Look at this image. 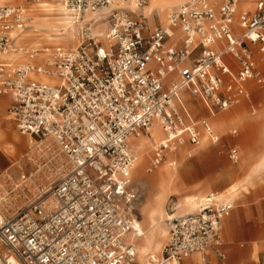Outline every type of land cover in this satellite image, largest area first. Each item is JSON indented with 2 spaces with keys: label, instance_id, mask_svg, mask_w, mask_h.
I'll return each mask as SVG.
<instances>
[{
  "label": "built area",
  "instance_id": "2783aa9c",
  "mask_svg": "<svg viewBox=\"0 0 264 264\" xmlns=\"http://www.w3.org/2000/svg\"><path fill=\"white\" fill-rule=\"evenodd\" d=\"M41 1L0 5V56L24 51L16 39L31 21L28 5ZM219 1L187 0L146 33L142 11L149 0H62L83 22L78 46L30 51L46 54L42 61H0V94L11 98L8 112L19 133L51 139L69 163L57 182L38 186L35 173L21 175L17 187L29 181L37 193L17 214L0 212V264H138L132 238L140 236L134 226L140 195L129 137L150 136L154 123L161 127L152 172L185 137L197 145L203 131L219 141L207 118L188 115L182 91L226 112L249 96L248 83L263 80L264 0L254 12H240L241 0ZM87 13L94 15L85 20ZM99 22L104 36L94 34ZM178 29L181 44H168ZM230 154L235 160L238 149ZM196 204L194 212L179 213L181 203H169L164 263L208 250L225 259L224 220L234 204L214 191L197 196Z\"/></svg>",
  "mask_w": 264,
  "mask_h": 264
},
{
  "label": "rangeland",
  "instance_id": "374dc122",
  "mask_svg": "<svg viewBox=\"0 0 264 264\" xmlns=\"http://www.w3.org/2000/svg\"><path fill=\"white\" fill-rule=\"evenodd\" d=\"M7 1L27 4L26 0H6L5 2ZM5 2H3L2 4H4ZM42 2H48L56 6L61 3V0H43ZM28 6L31 7V21L36 20L33 14V10L35 9L36 4H31ZM171 10H168L164 14V16H161V12L157 10L161 21H166L167 15ZM40 16H43V18L46 19L47 17L53 18V16H56V14H50L47 11H41ZM159 16L157 13H153V20H155L157 23L160 22ZM61 17L62 16L58 17L57 15L56 17H54L55 19H53L60 20L61 22ZM31 21L30 23H32ZM147 23L149 25L148 20ZM160 23L162 24V22ZM31 28L35 27H29L28 25L25 31L28 29L32 30ZM33 38L38 43L42 42L41 44L45 47H52L55 45V43L49 42V40L58 39L60 37L54 32L50 31L48 28L43 27L42 29L39 28L38 31L33 32ZM79 42H81V38ZM11 54H14V52H10L7 55ZM260 87L261 88L258 89L257 93H254L256 111H252L248 107L243 105H236L228 111V113L232 112V115L230 123L226 128L225 123L220 127L218 125L215 126L214 117L217 116V114L212 115L213 113L210 105L211 103L209 104L207 100L199 99L202 98V96H190V99L192 100L191 102H203L205 105L204 108L199 107L195 113L191 111L193 117L196 120L202 117H209V120L213 123L216 131H218L222 136V140L219 144H212L210 141L204 142L201 137L200 144L191 145L189 143H186L181 145L187 146L182 147V152L180 150L181 153L177 156V159L174 157V164L177 167L178 175L180 178L179 184L182 189V195L187 193H194L196 196H202L203 194L212 190L222 191L234 183H238L239 181L241 182L243 179L245 180L246 178H249L250 180L248 173L251 170L252 164L259 163L261 159L264 158V85ZM183 93L184 92H182L180 96L183 100H185ZM6 97L9 98V102L8 104L6 103V105L0 110V129L3 126L12 127L13 130L19 133L15 121H13V119H11L9 116L8 108L11 104L10 97ZM205 108H208L210 114L207 110H205ZM213 109L215 113H219V111L215 107H213ZM7 117L8 119H3L1 121L2 118ZM245 120L250 121V127H243V121ZM153 126H155L154 132H156L157 135L161 134L159 129L156 127L158 126V124L154 123ZM233 128L237 129L236 135H232L231 133V130ZM20 136L28 141V147L26 146L18 150L13 155H8L4 151H0V179L2 180V182H0V212H4L7 215L17 214L19 210L30 203V201L37 193V188L29 181L26 184H22L21 186L17 187V183L21 182V175L27 176L30 173H35L33 179L36 185L39 186V183L42 182H57L60 177L68 171L69 168V163L67 162L65 156L59 153L58 147L51 139L34 137L32 138L28 135L22 134H20ZM132 142L140 146L144 145V143L140 140H132ZM232 144H236L240 149V158L238 162H232L229 158L228 149ZM248 144L253 145V148L255 150H258V153L254 156L251 162L242 165L244 163V156L246 154ZM17 145V142H15L13 139H8L3 144L4 147H16ZM177 151L178 150H176L174 153H176ZM171 156H173V154L169 153L166 160L157 167L158 169H154L153 172L158 171L163 166H168L172 160ZM262 164L263 165H261L257 175L258 177L264 178V162ZM134 180L136 186H139L142 190V197L139 203L136 205L135 209V217L137 221L134 223V225H141L146 227L147 223L145 217L142 215V209L152 186L150 183H148L149 181L144 176L140 179L134 177ZM146 183L150 185V187ZM247 183H249L250 185L251 182H245L246 185ZM246 187L249 188V186ZM255 189L256 187H253V192L251 194H248V201L250 202L259 200L260 198L257 194H255ZM172 197L179 199L178 195H173L168 198L167 202ZM163 219L165 222V217H163ZM166 242L167 238L164 245L166 244ZM161 254H159V257H161Z\"/></svg>",
  "mask_w": 264,
  "mask_h": 264
},
{
  "label": "crops",
  "instance_id": "0c3cea01",
  "mask_svg": "<svg viewBox=\"0 0 264 264\" xmlns=\"http://www.w3.org/2000/svg\"><path fill=\"white\" fill-rule=\"evenodd\" d=\"M11 1H14V0H11ZM211 1L213 3H215L216 5L220 2L219 0H211ZM259 1L260 0H241V2L239 4V11L240 12H243V11L254 12V11H256ZM186 2H187V0L180 1L179 5L174 7V9L185 4ZM61 3H63L62 0H61ZM6 4L7 5H23L24 3L21 4V3H15V2H8L7 1L4 4H0V5H6ZM30 8H29V10H30ZM134 10H132V11L135 12ZM153 13H157L159 16L157 8L153 10V12L151 14V17H152L151 19L146 16L145 12H144V15L142 16V19H144V21L148 27V30L146 31V33H148L149 31H152V30H154L160 26H164L168 21L169 13L167 15V20L165 22L161 21V18L159 16L160 22H162V24L160 22L157 23L155 20H153ZM134 15L136 16V13H134ZM30 16H31V10H30ZM31 19H32V16H31ZM42 19H44V18H42ZM147 20L149 22V25L147 23ZM99 29H101V26L97 28V30H99ZM102 29H104V27H102ZM23 32L24 31L19 32L18 36H20V34ZM181 40H182V32L180 29H178L175 32V36L171 40H169L168 44L180 45ZM18 47H20V46H18ZM12 52H14V51H12ZM228 59H231V58L228 57ZM16 65H18V64H16ZM262 69H263V80L261 82H250V83H248L247 84V90H248L249 96L242 98L236 105H243V106L248 107L252 111H256V102L254 100V93H257L258 89L261 88L260 86L264 85V62L262 63ZM34 77H38V78L42 79L41 76H34ZM182 92L186 93L188 96H192L187 91H182ZM6 96H8V95H1L0 94V99L6 98L7 104H8L9 98ZM192 97H195V96H192ZM198 97H200V96H198ZM199 99L206 100L203 97L199 98ZM10 100H11V98H10ZM190 101H192V100L190 99ZM211 108H212V113H213L212 115L221 113V114L217 115L218 118H216L217 116L214 117L215 126L218 125L220 127V126H222V124L225 123V128H226L228 126V124L230 123L232 112L228 113V111H226V112L215 113L213 111L214 109L212 106H211ZM205 110H207L208 113L210 114L208 108H205ZM186 111L191 118L196 120L193 117V115L187 109H186ZM202 118H207L209 120V117H202ZM219 118H220V120H219ZM210 123L212 124L214 133L219 136V141L217 143H214L210 139V137L208 136L209 141L212 144H219L222 140V136L219 134L218 131H216V129L213 126V123L211 121H210ZM243 123H244L243 124L244 128L250 127L249 126V124H250L249 120H245V121H243ZM156 127L159 129V131L161 133H163V131L161 130V127L159 125ZM154 129H155V126H152L150 136L140 137V138L147 139L148 142L150 141L149 143L153 144V145H151V149H150L151 156L149 158V162H148V165L146 168L147 172H149L148 167L150 165V162H151V159L153 156L152 146L154 147L156 143L160 142V140L158 139L159 135H157V133L154 132ZM231 133H232V135H236L237 129L233 128L231 130ZM203 134H205V133L202 131V136H203ZM186 143L191 144L187 137H185L184 140H182L179 143V146L182 144H186ZM191 145H193V144H191ZM186 146L187 145L182 146V147H186ZM231 148H237L238 149V157L235 160L232 159V157H231V154H230ZM0 151H2V150L0 149ZM169 153H171V151L167 152L166 158H167ZM257 153H258V150H255L253 148V145L248 144L247 145V151H246V154L244 156V163L242 165H244L248 162H251ZM228 154H229V158L231 159L232 162H238L239 161L240 149L236 144L230 145V147L228 149ZM166 158H165V160H166ZM263 162H264V158H262L259 163L252 164L251 170L248 173L250 180H249V178L248 179L246 178L245 180L243 179L241 182L239 181L238 183H234L222 191L212 190V191L218 193L221 198H223L227 201H230L234 204L233 210L224 220V243L222 246V250L226 256L225 259L222 260L221 258H219L214 250H208L205 254L194 253V254L190 255L189 257L184 258L180 262V264H203L202 260H201L202 256H205L207 258L208 264H264V189H263L264 188V178L258 177V175H257L258 170L260 169L261 165H263L262 164ZM133 170H132L133 189L135 191L139 192L140 199H141L142 190L139 186H136V184H135V180H134V176H133ZM256 176H257V178H256ZM245 182H251V183H250V185H249V183H247V185H246ZM148 186L150 187V185H148ZM246 186H249V188H251V189H249ZM176 187H177L178 192L173 193V192H171V188H170L169 184H167L166 182L158 183L156 186L157 189L155 190V192L154 193H152L151 191L149 192V195L146 198V202H145L144 207L142 209V215L145 213L151 214V213L155 212L158 209L156 204L160 203V205L163 207V210H164L163 211V217H165V219H166V212H167V207H168L169 203L173 200L180 202V200H178L175 197H172L167 202L168 198L170 196H173V195H178L181 197V202H182L184 207H183L182 212H181V208H182V205H181V208L178 211L179 213H188V212L195 211L196 207H193L191 205V201L196 200L197 196L194 193H187V194L182 195L181 194L182 189H181L179 182H176ZM253 187H256L254 192H256L255 194H257L260 198H259V200H255V201L250 202V201H248V194H251L253 192L252 191ZM259 188H261V189H259ZM212 191H209V192H212ZM209 192H207V193H209ZM207 193H205V194H207ZM205 194H203L202 196H204ZM155 198H158V200H156ZM140 199H139V201H140ZM166 202H167V206H166ZM140 220H139V223H140ZM167 228H168V235H169V227H167ZM129 237H131V235ZM142 237L143 236L140 235L136 238H132L136 244L137 251L139 248L140 239ZM156 239L158 240V236ZM137 257H138V253H137ZM157 258H162V254H161V257H157Z\"/></svg>",
  "mask_w": 264,
  "mask_h": 264
},
{
  "label": "bare ground",
  "instance_id": "6f19581e",
  "mask_svg": "<svg viewBox=\"0 0 264 264\" xmlns=\"http://www.w3.org/2000/svg\"><path fill=\"white\" fill-rule=\"evenodd\" d=\"M5 1L6 0L4 1L1 0L0 4H2ZM42 1L37 3L35 6V9L33 10V14L36 20H32L31 21L32 23L29 22L30 23L29 27L32 26L35 28H31L32 30L28 29L26 31L24 29L23 30L24 32L21 33L20 36H18L16 40V44L20 46L22 49H24V51L14 52V54H11V55L0 56L1 62H7V63L10 62L11 64H23L25 62H35L37 60H40V61L44 60V57H46V54H44L43 52H41L38 57L30 53L31 50L42 51L43 48H46L44 45L41 44L42 42L38 43L33 38V32L38 31L39 28L42 29L43 27L48 28L50 31L54 32L60 37L58 39L49 40V42L55 43L54 46L60 45L64 47H69V46L76 47L78 43L80 44L79 42L80 38H79L78 31H79V28L83 26V22H76L75 21L76 19H74V17L69 13V11L67 10V8L65 7L63 3H59L58 5L54 6L53 4L42 2ZM180 1L182 0H149L148 4L145 6L142 12L143 13L145 12L146 16L151 19L152 18L151 14L153 10L157 8V10L161 12V16H164V14L168 10H171L177 5H179ZM128 6L132 10L135 9V5L133 2L128 3ZM41 11H47L50 14H56V16L58 15V17L62 16L61 22L60 20H54L55 18L52 19V17L51 18L47 17L46 19H42L43 16H40ZM93 15L94 14L92 13H87L85 16V20H89L91 17H93ZM56 16H53V17H56ZM100 26L104 27V29L97 30V28ZM105 28L106 27H105L104 22H99L93 28L94 34L99 35V36H104ZM47 47H50V46H47ZM31 76L32 77L41 76L42 77L41 80L55 82V78L51 76H47V75H31ZM183 96L185 98V100L182 99L184 106L191 114L192 112L195 113L199 107L204 108L205 105L203 102L201 103L191 102L190 96H188L186 93H183ZM6 103H7L6 98L0 99V110L2 107L6 105ZM216 118H218V116ZM3 119H8V117L2 118L1 121ZM151 128H150V133H151ZM143 136L148 137V135L146 134L141 135L139 137L137 136L129 137L131 148L137 156V162L133 170V176L138 179L144 176L149 181L148 183H150L152 186V188L150 189L152 193L155 192V190L157 189L156 186L160 182H166L167 184H169L171 188V192L173 193L178 192L177 187H176V182H180L179 180L180 178L178 175L177 167L174 164L175 162L174 157L177 159V156L180 155V153L182 152V146L180 145L178 147V151L176 153L171 152L173 156H171L172 160L168 166H163L156 172H153V171L147 172L146 165H147L149 157L151 156L150 149H151V145L153 144L149 143L150 141L148 142V140L145 138H140ZM163 137H164V134L161 133L159 134L158 139L161 141ZM8 139H13L15 142H17L18 145L16 147L15 146L4 147L3 144ZM132 140H140L141 142L144 143V145L140 146L136 143H133ZM202 140L204 142H208L209 141L208 135L203 134ZM27 145H28V141L22 138L18 132L12 129V127L3 126L0 129V149L4 151L5 153H7L8 155L15 154L18 150L26 147ZM155 199L158 200V198H155ZM178 200H180L181 202L180 196ZM156 205L158 209L155 212L151 214L150 213L143 214L145 217L146 223H147L146 227L141 226V225H134L137 232L143 236L140 239L141 242L138 248L137 260L139 264H171V263H164L162 261V258H157L159 257V254L162 253L163 245L165 243L166 238H168V228H167L168 226L166 225V222H164V219H163V211H164L163 207L160 205V203H157ZM181 205H182V208H181L182 210L184 207L182 202H181ZM191 205L193 207H196L197 206L196 200H192ZM157 236H158V240L156 239Z\"/></svg>",
  "mask_w": 264,
  "mask_h": 264
},
{
  "label": "snow or ice",
  "instance_id": "6c2138e0",
  "mask_svg": "<svg viewBox=\"0 0 264 264\" xmlns=\"http://www.w3.org/2000/svg\"><path fill=\"white\" fill-rule=\"evenodd\" d=\"M224 71H227V69H224Z\"/></svg>",
  "mask_w": 264,
  "mask_h": 264
}]
</instances>
